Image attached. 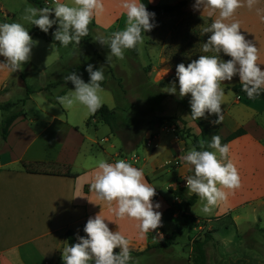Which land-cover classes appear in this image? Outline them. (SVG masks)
Segmentation results:
<instances>
[{"label": "crops", "instance_id": "1", "mask_svg": "<svg viewBox=\"0 0 264 264\" xmlns=\"http://www.w3.org/2000/svg\"><path fill=\"white\" fill-rule=\"evenodd\" d=\"M61 2L72 4V0ZM122 2L123 0H103L104 11L94 16L91 25L107 31L115 25L124 24L119 20L124 19L126 22ZM180 2L186 3L183 14L160 16L152 20L153 23L157 19H172V26L169 22L166 40L162 42L163 39L160 40V36L155 35L151 37L150 42H145V45L148 47L147 50L154 53L159 51V56L162 50L164 53L166 50H179L175 55L180 59V63L187 66L192 60L188 53L182 50H187L191 46L192 29L191 21L187 23L185 20L193 17L200 23L205 21L212 23L218 18L219 13L217 11L210 17L207 10L195 9L196 0H150L154 6L176 5ZM256 8L264 9V0H258ZM256 8L250 10L245 4L236 10L228 22L240 23V32L245 39L256 45L257 62L264 70V20L257 15ZM112 16L116 17L114 22L98 21ZM179 17L180 20L176 22ZM177 31L178 36L174 38ZM29 34L33 40L38 41V44L33 47L31 59L24 65L23 71L12 73L7 68H0V101L4 104L13 103L15 85L25 89L26 98L33 101L34 91L30 90L25 76L23 79L24 71L37 68L44 74V71L61 60L54 51L51 52V56L48 54V49L52 48L50 45L54 44L52 38L45 33ZM161 57L163 58L162 55ZM152 59L156 62L157 57ZM4 61L5 58L0 56V62ZM165 71L178 80L176 71H172L170 67L165 68ZM150 74L155 78L154 84L159 83L157 78L162 79V75L166 76L164 73L158 74L159 77L154 73ZM237 83L238 76L221 85L225 95L221 113L223 119L218 124L217 135L225 140L240 129L246 132L227 144L230 149L228 159L237 168L241 186L234 191L225 189L228 193L227 199L218 203L211 213L206 214L202 211L203 203L200 198L194 206L186 207L185 199L193 195L186 187V178L192 175L193 170L183 160V156L193 148L190 147L189 141H181L177 136L172 145L163 144L160 141L163 126L145 129L149 130L151 137L150 146L145 144L152 151L150 155L141 158L133 154L128 157L118 150L105 158L109 163L123 159L132 166L143 169L146 181L156 188L158 197L153 203L160 204V208L156 210L162 213V225L157 230L149 231L143 238L137 227L138 221L115 217L109 211L108 203L98 199L96 193L90 190L99 160L94 154L89 153L87 142H91L93 148L97 141L84 129L86 122L76 126L54 115L50 109L42 105L37 107V113H34L33 117L27 116L23 110L24 115L15 121L7 139L0 143V264H64L62 251L66 246H70L66 233L69 230L77 232L81 224H86L89 218H94L100 212L111 231H120L129 240L130 251L145 252L131 264L137 260L139 264H156L155 260L165 256L166 251L172 250L173 245L167 249L158 246L164 238L171 236L178 224L183 222L184 215L192 216L196 221V226L191 231L187 230L191 234L188 236L190 242H193V239H190L193 234L211 232L217 248L226 257L235 258L236 252L231 251L232 246L239 241L242 242L241 236L247 234L246 231L240 235L239 227L246 223L251 230V227L257 225V221H262L257 211L260 209L264 211V101L246 99L235 94L230 87ZM155 92L161 96L158 90ZM209 116L218 119L215 114ZM86 117L85 115L84 119ZM151 120L153 119L146 122ZM92 121L98 122V119ZM109 147L115 148L113 145ZM102 152L107 154V149L103 148ZM22 161L66 165L77 177L29 174L21 168ZM170 169L176 171L177 180L176 177H168L171 174ZM232 226L238 231L236 235L230 230ZM226 232L232 234H225ZM178 238L174 244L178 243ZM238 247L239 245L235 246V250ZM169 261L171 262L169 264H175L176 258ZM185 261L190 264L189 259Z\"/></svg>", "mask_w": 264, "mask_h": 264}, {"label": "clouds", "instance_id": "2", "mask_svg": "<svg viewBox=\"0 0 264 264\" xmlns=\"http://www.w3.org/2000/svg\"><path fill=\"white\" fill-rule=\"evenodd\" d=\"M257 3L258 0H196L195 9L207 10L210 17L218 11L219 16L204 29V33L211 35L202 48L204 53L215 54L199 55L187 66L184 63L176 66L179 96L183 98L191 95L193 120L203 118L207 113L218 117L214 123L222 122L225 90L221 85L236 76L239 77L241 90L249 99L264 93V70L257 62L256 45L245 39L238 21L228 22L237 9L246 4L251 10L256 8ZM121 6L126 15L125 29L114 32L111 38H96L97 42L110 49L107 63L113 57L123 59L125 50L142 44L144 33L154 27L152 20L155 13L149 12L141 0H123ZM103 11V0H72V4L54 0L52 7L27 6L22 19L45 33L53 25H58L53 33L54 40L63 47L73 43L78 46L81 39L88 36L94 16ZM256 12L264 20V9L256 8ZM53 13L55 18H50ZM36 44L38 41L33 40L24 24L0 23V56L5 58L4 62H0V68H7L12 73L23 71ZM220 53L230 59H222ZM86 71L90 77L87 83L75 72L63 77L65 82L70 81L74 85V90L56 97V102L64 109L79 103L94 114L103 106L100 95L105 80L103 66L94 70L93 65L89 64ZM166 91L175 94V85L167 87ZM200 147L204 148L203 141ZM208 147L215 151L192 149L183 156V160L194 171L193 175L186 178V187L204 202L202 211L206 214L227 199L225 189L234 191L241 186L237 168L228 159L229 146L221 143L219 135H214ZM90 190L96 193L98 199L108 203L109 211L115 217L138 221L141 238L162 225V213L156 210L160 204L153 203L156 188L146 181L143 169L123 159L115 163L99 160ZM83 230L86 236L78 237L77 243L63 249L64 264H130L129 240L120 231H111L101 212L89 218ZM114 249H119V252L115 253Z\"/></svg>", "mask_w": 264, "mask_h": 264}, {"label": "rangeland", "instance_id": "3", "mask_svg": "<svg viewBox=\"0 0 264 264\" xmlns=\"http://www.w3.org/2000/svg\"><path fill=\"white\" fill-rule=\"evenodd\" d=\"M0 4L3 5V7L0 5V23L19 22L24 24L29 32L39 34L45 33L35 25H31L22 19L24 9L27 6L40 8L35 3L25 0H0ZM43 7L47 6L44 4ZM15 10L17 13H13ZM50 18H54V13ZM114 20H116L114 16L98 19L101 23H111L114 22ZM119 20L124 24L120 26L115 25L107 31H104L98 26L93 28L91 22L88 36L82 38L78 46L73 43L67 47H63L60 45L59 41L54 40L53 33L58 25H53L48 33H45L49 38L54 40L53 45H55L54 47L50 45L52 48L48 49L49 56H51V52L54 51L59 58L61 57V60L46 72L44 71V74H41V70L37 68L31 71H24L23 79L26 77L25 80L30 90L34 91L32 94L33 101L26 98L25 89L15 85L12 102L17 103V106L8 112L0 111V143L2 142L1 125L9 114L16 113L23 109L27 116L33 117L34 113H37V107L39 105L50 109L54 115L76 126H80L84 122H86L85 125L87 126V121L91 113L88 112L85 106L75 103L72 107L64 109L61 105L56 103V97L68 94L69 90H74V87L69 86V84L72 83L70 81L65 82L63 79L65 75L71 72H75L86 83L89 82L90 77L86 71L89 64L93 65L94 70L103 66L105 80L102 82V92L100 93L103 105L107 106L109 109L116 110L117 122L120 127H122V130L118 134H114L110 127L99 119L98 122H90L89 127L83 126L84 129L89 132V136L97 141V144H93V148L91 147V142H87L89 153L94 154L96 159L105 160L107 155L115 154L118 150L128 157L133 154L141 158L150 155L152 151L145 145L151 140L149 130H145L149 128L146 120L163 116V118L167 119L163 125L162 132H160V141L163 144L172 145L176 136L180 137V135H183L186 141L190 142V147L194 149L193 138L186 137L187 134L190 133L200 138L202 131L201 127L206 131L207 137L211 142L212 136L215 135L213 130L215 123L213 119L206 113L205 117L193 120L190 106L191 95L189 94L181 98L179 96L178 80H175L173 75L170 76L168 72L165 71V68L169 69V67L172 71H176V66L180 64V59L177 58L175 53L179 52V50H166L165 53L162 50V58L161 55L159 56V51H155L154 53L147 50L148 47L145 45V42H150L151 37L155 35L160 36V40L163 39L162 42L166 40L169 22H171L170 25L172 26V19H157L153 22V29L145 32L143 43L138 44V54H135L132 49L125 50L123 59L113 57L111 62L107 63V56L110 49L107 45L97 42L96 38L100 35L96 32V29H99L105 34L104 38H111L114 32L125 29V20ZM179 20L180 17L176 19V22ZM210 25L208 21L201 22L200 24L195 20L191 22V46H189L187 50L184 49L185 51L182 50L188 53L190 60L198 59L199 55L215 54L212 52L204 53L202 51L203 44L207 42L208 37L211 35L210 33H204V29ZM197 32H199V34ZM175 35L174 38H177L178 31ZM220 56L222 59L227 60L223 53H220ZM153 57H157L156 62H153ZM163 64L165 65L163 66ZM155 66L157 70H155ZM150 73H154L156 77H159L158 74L160 73H164L166 76L162 75V79L157 78L159 83L154 84L155 78ZM173 84L176 87L175 94L163 92L166 91L167 87ZM156 90L159 91L160 97L156 94ZM20 101L24 102V107H22ZM3 105L4 103L0 101V106ZM152 110L154 112H152ZM85 115L87 117L84 119ZM110 145H113L116 149L109 147ZM103 148L107 149V154L102 152ZM137 166H139V164ZM169 171L171 174L168 177H176V171L174 169H170ZM175 179L177 180L178 178L176 177ZM166 195H168V191H166ZM257 213L261 216L262 221H257V225L251 227V230H249V226L246 223L241 224L239 227L240 235L246 233V231L247 234L241 236L242 242L239 241L235 245H239L236 249L237 251L235 250V246H232L233 250L231 251L236 252L235 258L226 257L225 254L217 248V244L213 241L211 232L193 234V236L190 237L191 240L193 239V242H190L188 236L191 234L189 231L184 230L177 240L178 243L173 245V249L166 251L165 256L159 257L155 262L156 264H169L171 263L169 261L171 258H176L175 264H189L185 261L186 259H189L188 262H190V264H196L195 261L198 254L195 250L194 242L199 241L203 245L202 250L205 252L206 264H264V211L260 209ZM230 230L235 235L238 233L234 226H232ZM225 234L231 235L232 233L226 232ZM118 252L119 249L116 250L115 253ZM184 258L186 259L183 260ZM144 261L146 262V260ZM134 264H139L138 260Z\"/></svg>", "mask_w": 264, "mask_h": 264}, {"label": "trees", "instance_id": "4", "mask_svg": "<svg viewBox=\"0 0 264 264\" xmlns=\"http://www.w3.org/2000/svg\"><path fill=\"white\" fill-rule=\"evenodd\" d=\"M28 1L35 3L40 8H43V4L39 0H28ZM141 2L145 4V6H146V8H147V10L149 12L155 13L154 18L160 17V16H166V15H173V14H183V8L186 5L185 2H180V3L176 4V5L154 6V5H152L150 3V0H141ZM186 20L192 22L195 19L193 17H189ZM195 21L200 24V21H197V20H195ZM208 22H210V21H208ZM92 27L94 28L95 26L92 25ZM197 33L199 34V32H197ZM132 51L135 54H138V45L136 46V48L132 49ZM224 56H225V59H227V60L230 59V57H228L226 55H224ZM69 86L70 87H74L73 84H69ZM241 87H242L241 84L237 83L236 85H234V86H232L230 88L235 94L239 95L240 97L249 99L247 94L241 90ZM29 92L31 93L30 90H29ZM254 100H262V101H264V93H261ZM20 103L22 104V107H23L24 106V102L20 101ZM16 106H17V103L8 102V103H5L3 106H0V111L8 112V111H11ZM116 114H117L116 110L109 109L107 106L103 105L97 112H95L94 114L91 113V116H90L89 120L87 121V126L90 125V122H92V120L99 119L104 124L109 126L111 131L114 134H118L122 130V127H120V125L117 122ZM23 115H24V112H23V109H21L20 111H18L16 113L9 114V116L6 117V119L3 121L2 125H1L2 141H5L7 139V136L9 134L10 128L15 123V121L18 118L22 117ZM211 118L213 119V121L217 120L214 116H211ZM166 120L167 119L162 118V117L153 119L150 122H148L149 128H153L154 126L161 127V126L164 125ZM201 129H202L201 137H200L201 140H200V138L198 136L192 135L190 133L187 134L186 138H193V147L197 151H201V150L210 151L211 148H209L208 145L211 142L209 141V139L207 137L206 131L202 127H201ZM213 130H214V134L217 135L218 124L215 123V125L213 127ZM245 133L246 132L243 129H240L237 132H235L232 135H230L225 140L221 139V143L222 144H228L231 141L241 137ZM178 139L181 140V141H186V139H185V137L183 135H180V137H178ZM201 141L204 142V148L203 149L200 147V142ZM21 168L25 172H27L29 174L60 176V177H69V178H76L77 177V175H74L71 172V168L70 167H68L66 165L58 164V163H52V162H26V161H22L21 162ZM191 174L193 175L194 171H192ZM157 197H158V195L156 194L155 197L153 198V201H155L157 199ZM198 199H199V197L196 194H193L186 201V207L194 206L196 204V202L198 201ZM85 225L86 224H81L79 226L77 232L74 231V230H69L66 233V238L68 239L70 246L72 244L78 242V237L86 236V233L83 230ZM195 226H196L195 219L192 216L184 215L183 216V222L178 224L176 226L175 231L171 234V236L164 238L161 241V243H160V245L158 247L161 248V249H167V248L171 247L172 245H174L176 239L182 234V232L184 230L191 231ZM194 244H195V250H196V252L198 254V257L196 258V261H195L196 264H206L205 252L202 250V246L203 245L199 241H195ZM116 250H118V249H114V252H116ZM130 254H131V257H132V260L130 262V264H131V263H133L135 261V259L143 256L145 254V252L136 253V252L130 251Z\"/></svg>", "mask_w": 264, "mask_h": 264}, {"label": "built area", "instance_id": "5", "mask_svg": "<svg viewBox=\"0 0 264 264\" xmlns=\"http://www.w3.org/2000/svg\"><path fill=\"white\" fill-rule=\"evenodd\" d=\"M54 0H43L42 4L46 5L47 7H51L53 5ZM151 142H148L147 145L150 146Z\"/></svg>", "mask_w": 264, "mask_h": 264}, {"label": "water", "instance_id": "6", "mask_svg": "<svg viewBox=\"0 0 264 264\" xmlns=\"http://www.w3.org/2000/svg\"><path fill=\"white\" fill-rule=\"evenodd\" d=\"M96 32L100 35V37H105V34L101 32L99 29H96Z\"/></svg>", "mask_w": 264, "mask_h": 264}]
</instances>
